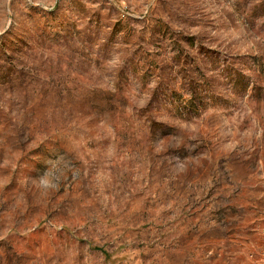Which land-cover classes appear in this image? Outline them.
<instances>
[{
	"label": "rangeland",
	"instance_id": "obj_1",
	"mask_svg": "<svg viewBox=\"0 0 264 264\" xmlns=\"http://www.w3.org/2000/svg\"><path fill=\"white\" fill-rule=\"evenodd\" d=\"M0 264H264V0H0Z\"/></svg>",
	"mask_w": 264,
	"mask_h": 264
}]
</instances>
